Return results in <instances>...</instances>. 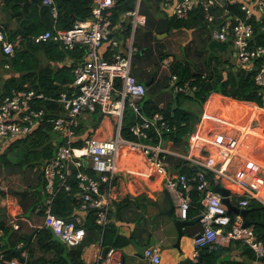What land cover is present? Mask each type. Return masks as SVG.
Returning a JSON list of instances; mask_svg holds the SVG:
<instances>
[{
    "label": "built area",
    "instance_id": "1",
    "mask_svg": "<svg viewBox=\"0 0 264 264\" xmlns=\"http://www.w3.org/2000/svg\"><path fill=\"white\" fill-rule=\"evenodd\" d=\"M117 1L119 0H91V16L75 20L69 28L54 26L52 31L46 30L32 36L34 41L55 40L67 49H74L77 45L84 47L82 60L71 68L73 93L68 95L66 90L60 92L56 99L57 108H52L50 110L52 112H48L42 107H37L35 99L44 96L34 90H13L0 102V144L7 140L25 138L45 123H50L58 136L59 142H54L56 147L54 155L44 161L41 168L46 193L42 226L51 227L69 247L79 245L85 236L84 228L79 226L82 222L80 213L93 211L96 224L104 229L110 223L114 197L111 192L115 187L114 177L119 170V154L122 148L129 147L141 151L147 157L153 167L151 174L164 175V186L176 200L175 212L178 218L187 219L193 190H197L201 195L203 209L199 213L198 221L202 224V230L194 236L196 249L212 247L220 241H237L250 249L256 260H264V239L256 233L253 225L243 226L239 214L232 217L227 213L226 205L220 195L211 188L212 181L206 174L210 172L213 177H227L238 185L245 195V198L240 200L239 207L248 206L249 199H261L259 188L252 186L244 172L238 173L235 177L227 174V166L231 159L240 156L242 136L225 133L215 138L202 135L196 128L190 136L191 154L188 155L190 162L197 168L193 175L169 172L164 164V150L159 144L132 142L120 136L126 106L138 117L130 127V131L137 139H151L152 132L161 138L175 127L171 126L160 112H155L151 116L141 112L139 101L145 96L146 87L135 77L131 61L134 33L142 23L138 14L140 0H135V7L122 14L123 17H130V34L127 36L129 43L124 49L121 48L120 41L113 36L112 14ZM238 1L241 3L240 8L244 16L238 14L227 16L228 10L224 8L222 0H161L160 3L164 10L178 19L185 18L191 10L200 6L208 10L211 7L223 8V22L215 26L214 38L221 42L231 40L237 66L249 71L255 70L254 82L259 87V92L264 93V45L254 44V26L251 21L255 19L262 22L264 0ZM3 3L4 0H0V8ZM42 4L50 9L52 17L56 19L58 10L55 1L42 0ZM206 19L214 23L216 16L206 11ZM0 43L3 53L12 56L20 44V39L10 41L0 29ZM104 43H107L111 50L109 59L101 52ZM170 86L175 93H189L196 88L190 81L181 84L175 73L171 76ZM95 112L113 117L116 133L111 138L104 139L92 135L83 139L78 135L82 119ZM250 113L255 120V107ZM251 124L247 122L244 125L243 134L253 132ZM232 127L242 133L237 124ZM81 138L83 142L75 144V141ZM88 170L94 174H90ZM71 177L77 186L74 196L78 201V207L75 210L80 213H76L72 219H66L55 215L51 205L58 190L56 186H63L67 192L71 190ZM6 188L2 187L1 190L5 191ZM39 210L40 207H37L36 211ZM19 219L24 220L15 212L7 223L12 229L17 230L20 228ZM2 234L3 231L0 229V236ZM22 245L21 243L17 247ZM143 256L149 264H161L160 252L156 246L147 247ZM193 257L197 260L196 251ZM0 264L27 263L17 257L7 259L0 241ZM95 264H123L119 248L109 247L100 252Z\"/></svg>",
    "mask_w": 264,
    "mask_h": 264
},
{
    "label": "crops",
    "instance_id": "2",
    "mask_svg": "<svg viewBox=\"0 0 264 264\" xmlns=\"http://www.w3.org/2000/svg\"><path fill=\"white\" fill-rule=\"evenodd\" d=\"M160 2L161 0H140L138 14L142 19V23L137 27L132 41L131 61L133 73L137 80L146 87L144 96L146 100L152 101L159 108L180 106L192 113L193 119L196 118L195 114L199 119H196L194 130L193 120L190 132L180 144H175L173 139L168 137L172 131L164 134V136L162 135L161 138L155 132H152L151 139H137V141L150 145L159 144L161 149L164 150V164L169 172L193 175L197 168L190 162L188 155L191 154L190 136L191 133L196 131V128L199 129L198 131L202 135L210 137L225 133L242 136L243 140L239 147L240 156H234L231 159L227 166V174L235 177L238 173L244 172L252 186L259 188L261 199H254L264 205V121L254 120L250 113L252 106L247 102L213 92L202 105H199L189 96L193 94L194 90L187 93L189 97L183 98V94L175 93L170 86L172 74L177 75L173 69L174 62L188 63L190 74L201 73L202 77L214 76L216 71L214 65H219L220 68L232 67L234 69L237 64L232 43L230 41L219 42L214 38L216 20H214V23L210 22L211 24L207 20L208 22L202 27L173 26L175 17L164 10ZM120 21L130 23V17L126 18L120 15ZM15 24V21H10L12 27ZM113 36L120 41L122 49L129 43L127 37L122 35L121 23L114 26ZM207 47H209L208 50ZM214 51H217L218 54L211 56V58L203 56V53ZM101 52L105 58L109 59L111 57V50L107 43L102 45ZM70 61L68 58L65 63H71ZM11 74L12 72L9 71L7 65L0 64V91L4 87V81ZM192 79H186L184 82L190 81V84H192ZM90 115H86L82 119L85 123L80 124L81 129L78 131V135H81L83 139L92 135L108 139L116 133V130L113 133V130L109 127L108 120L105 122L107 127L101 125L103 118L110 117L113 119L112 116L101 115L103 117L99 121V125L92 128ZM247 122L252 123L250 127L253 132L243 134L245 131L244 125ZM236 124L240 127L242 133L237 128L232 127ZM52 132V144L55 146L54 142H59V139L53 130ZM89 132L91 135H87ZM15 140H7L0 144V154H3L5 150H9V144H12ZM78 140L81 142H76V140L75 144L83 142L81 139ZM17 164L14 166L8 165L5 169L0 168V218L8 221L12 213L17 212L19 218H24V220H18L21 228L19 229L22 232H31L33 229L43 227V214L36 211V208L34 209L32 206L35 199L30 194L34 188L39 187L41 189L42 187V165L39 168L33 167L34 172H32L22 164ZM188 168L192 170L188 171ZM152 171L153 167L141 151L129 147L121 149L119 170L114 177L115 187L111 192L114 197L110 211V222L117 224L119 234L128 239V243L119 248L123 264H149L144 259L143 253L140 254L130 241L134 240L138 246H143L149 244L151 239L154 240L155 244L150 246L158 248L161 264H180L186 259H191L195 263L199 258V250L196 249L194 236L191 234L200 231V222L193 217L187 218L186 220L190 221L191 224L185 226V228L190 233L184 232L179 237L178 227L175 223L176 220L180 219L175 212L176 200L164 186V175L151 174ZM211 177V188L214 189L216 184L231 188L233 193L229 195V200L232 204L239 206L240 200L245 198V195L242 194L243 190L227 177H213V175ZM2 187L7 188L2 191ZM25 190H29V192L22 198L18 191ZM118 203H122V206H117ZM27 212L30 216L25 215ZM76 213L78 212L75 210L74 214ZM79 215L83 221L86 213H80ZM120 215L121 217H119ZM22 221L25 222L24 228L20 224ZM84 238L88 239V235L87 238L86 235ZM216 245L226 248L227 251L223 255L224 260H236L246 264H264V260H256L254 256L249 257L245 253L246 248L237 241H220ZM27 250L23 252L26 263L28 262ZM104 250L99 239L86 243L82 251L84 264H95L97 255ZM2 251L4 252V250ZM194 251L198 254L197 260H194ZM4 255H6L5 252Z\"/></svg>",
    "mask_w": 264,
    "mask_h": 264
},
{
    "label": "trees",
    "instance_id": "3",
    "mask_svg": "<svg viewBox=\"0 0 264 264\" xmlns=\"http://www.w3.org/2000/svg\"><path fill=\"white\" fill-rule=\"evenodd\" d=\"M54 1L58 10L56 19L52 17L50 9L47 6H40L34 0H30L26 4H23L24 0H4L7 5L8 17L2 8H0V29L10 41L19 38L20 44L15 49L14 54L9 56L3 53L0 43V64L3 66L7 65L9 71L12 72L4 81V87L0 91V102L5 95L12 93L13 90H34L37 93H42L44 96L40 99L36 98L34 101L35 105L46 109L48 112H52L50 111L52 108L58 107L56 99L59 97L60 92L66 90L68 95L73 93L71 68L82 60L85 52L84 47L77 45L74 49H67L55 40L34 41L32 36L43 33L46 30L52 31L54 26L64 29L69 28L75 20L91 16L92 2L91 0ZM222 1L224 2V8L228 10L227 16L232 14L244 16V12L240 8L241 3L238 0ZM134 2L135 0H119L113 9L112 24L116 26L118 23H121L122 35L124 37H127L129 34L130 23L120 21V15L132 10ZM209 10L214 13L216 19H223V8L211 7ZM11 20L16 22L13 27L10 25ZM206 20V12L200 6L191 10L185 18H175L173 26L202 27L205 25ZM251 21L254 26V44L264 45V29H262L264 27V18L262 22L255 19ZM68 58L71 60V63L67 64L65 61ZM173 69L177 73L180 83H183L186 79L193 78L191 82L196 88L191 97L199 105H202L211 93L217 92L226 97L249 103L252 108L255 107V120H259V122L261 120L264 121V93L259 92V87L254 82L253 75L255 70L249 71L239 66H235L234 69L232 67H221L219 70L216 69L214 76L202 77L201 73L190 74L188 63L174 62ZM65 87L66 89L64 90ZM139 105L144 115L151 116L155 112H160L169 124L175 127L168 136L173 139L175 144L182 143L184 137L192 128L193 114L180 106L159 108L152 101L146 100L144 97L139 101ZM102 117L97 112L90 115L92 128H96L99 125ZM195 117L197 120L199 119L196 114ZM137 120L138 117L133 113V110L126 106L120 127V136L123 139L132 142L137 141V138L130 131V127ZM84 123L85 121L83 120L81 124ZM87 135H91L90 132ZM52 137L51 124L45 123L27 137L15 140L12 144H9V149L20 146L24 151L17 163L23 166L39 168L44 161L50 159L55 153L56 147L52 144ZM76 142L81 141L77 140ZM190 170L192 169L188 168V171ZM88 172L94 174L91 170H88ZM206 174L212 181L210 172H206ZM70 183L72 186L69 192L65 191L63 186H56L58 190L51 205V210L55 215L66 219L73 218L76 215L74 214L75 208L78 207V201L74 196L77 186L73 182L72 177ZM30 194L35 199L32 206L34 209L40 207L38 212L43 214L46 197L44 181L41 189L39 187L34 188ZM200 199L201 196L197 191L192 192L191 206L188 210L187 218L193 217L198 220L199 213L203 209ZM116 205L122 206V203ZM248 206L257 208L248 214V218L260 222V224L254 226V229L264 239V227L261 224L264 223V205L256 199H251ZM234 215V213L231 214L232 217ZM79 226L84 228L86 238L88 235V239L84 238L83 242L79 245L71 247L65 243L52 240L51 233L45 226L33 229L32 231L35 235L27 250V263L84 264L82 251L84 245L89 241L99 239L103 249L109 247L121 248L128 243V239L119 234L118 226L114 222H110L104 229L97 225L93 211L86 213L84 220ZM0 229L3 231L2 236H0L1 249L6 253L5 257L7 259L14 257L11 253L12 248L21 243H26L29 235L32 233V231L22 232L21 228L17 230L12 229L4 218H0ZM198 250H201V254H199V257H201L200 264H246L236 260H224L223 255L227 250L220 245L215 244L212 247L204 246L198 248ZM245 250V253L249 257H253L250 249L246 248ZM180 264H194V261L186 259Z\"/></svg>",
    "mask_w": 264,
    "mask_h": 264
},
{
    "label": "water",
    "instance_id": "4",
    "mask_svg": "<svg viewBox=\"0 0 264 264\" xmlns=\"http://www.w3.org/2000/svg\"><path fill=\"white\" fill-rule=\"evenodd\" d=\"M28 1L30 0H24L23 4H26ZM38 3V5L42 6V1L40 0H34ZM2 10L4 11V13L6 14V16L8 17V10H7V5L6 3L4 2L2 4ZM66 89V87L64 88V90ZM194 120V125H193V130L195 129V123H196V118L193 119ZM215 192H217L221 199H222V202L226 205L227 207V213L228 214H239L242 218V225L243 226H250V225H257V224H260V222L258 221H254V220H251L248 218V214L254 210V209H257L256 207H239L237 205H234L230 202L229 200V195L231 193H233V190L231 188H227V187H222L220 184H216L214 189H213ZM29 190H25V191H18V194L24 198L26 196V194H28ZM242 194H244V192H242ZM173 205V203H172ZM174 207V206H173ZM176 226L178 227V233H179V237L185 232V233H190L186 228L185 226L187 225H190L191 222L186 220V219H179V220H176ZM263 226H264V223H261ZM199 226H200V231L202 230V224L199 223ZM50 233H51V239L52 240H55V241H58L60 243H63L62 240L53 232L52 228L47 226L46 227ZM199 231V232H200ZM198 232V233H199ZM197 234V233H196ZM196 234H191L193 236H195ZM34 235V233L32 232L26 243H24L21 247H15V248H12L11 250V253L16 256L20 261L24 262L26 259L23 255V252L25 250H27L30 246V243H31V239H32V236ZM263 235H264V232H263ZM131 244H133V246H135L137 249H138V252L140 254H142L144 252V250L149 247L150 245H153L155 244L154 240L151 239V241L149 242V244L147 245H143V246H138V244H136V242L134 240H131L130 241ZM199 254H201V250H199L198 252ZM201 263V257L198 258V260L194 263V264H200ZM27 264H31V263H27Z\"/></svg>",
    "mask_w": 264,
    "mask_h": 264
},
{
    "label": "rangeland",
    "instance_id": "5",
    "mask_svg": "<svg viewBox=\"0 0 264 264\" xmlns=\"http://www.w3.org/2000/svg\"><path fill=\"white\" fill-rule=\"evenodd\" d=\"M203 9H204L205 12L206 11H210L208 9H205L204 7H203ZM217 20H219V21H217ZM206 22H208V21L206 20ZM216 22L221 24L223 22V19L221 20V19L217 18ZM208 23L211 24L210 22H208ZM208 48L209 47H207L206 49L208 50ZM215 54H218V52L214 51V52L203 53V56L205 58H208V57L211 58V56H213ZM215 57H219V56H215ZM216 59L219 60L218 58H216ZM209 63H210V61H209ZM214 66L216 67L217 70L220 69L219 65H214ZM179 93L183 94L182 95L183 98H187V97L191 96V95L188 96L187 93H184V92H178V94ZM106 120H108L107 122L109 124V127L113 130V133H115V130H116L115 126L116 125H115V121L112 118H110V117L103 118V120H101V125L103 127H107L106 123H105ZM23 151H24L23 148H21L20 146L17 147V148H12V149H9V150H5L3 154H0V168L5 169L8 165L14 166L15 164H17V161H19L21 159V157H22ZM25 168H27L29 171L34 172L33 171L34 169H32L33 168L32 166H25ZM25 215L30 216L29 212H27ZM20 224L23 227L25 225V222L22 221V222H20Z\"/></svg>",
    "mask_w": 264,
    "mask_h": 264
}]
</instances>
